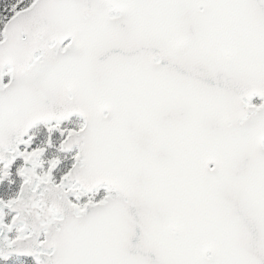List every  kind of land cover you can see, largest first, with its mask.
Instances as JSON below:
<instances>
[{
  "label": "snow or ice",
  "instance_id": "snow-or-ice-1",
  "mask_svg": "<svg viewBox=\"0 0 264 264\" xmlns=\"http://www.w3.org/2000/svg\"><path fill=\"white\" fill-rule=\"evenodd\" d=\"M0 264H264V0H0Z\"/></svg>",
  "mask_w": 264,
  "mask_h": 264
}]
</instances>
